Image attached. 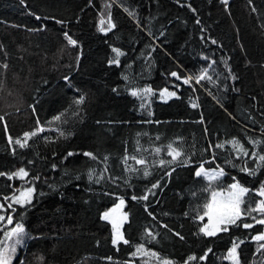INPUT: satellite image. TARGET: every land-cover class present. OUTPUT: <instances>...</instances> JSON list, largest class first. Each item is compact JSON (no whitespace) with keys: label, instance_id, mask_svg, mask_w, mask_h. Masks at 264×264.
<instances>
[{"label":"trees","instance_id":"16d2710c","mask_svg":"<svg viewBox=\"0 0 264 264\" xmlns=\"http://www.w3.org/2000/svg\"><path fill=\"white\" fill-rule=\"evenodd\" d=\"M253 6L256 12L251 11ZM108 13L116 27L103 33L96 23L100 15L107 17ZM261 25L264 0H252L251 4L249 0H228L227 9L221 0H0V63L9 65L6 71L0 69L4 72L0 77L4 79L0 115L6 117L7 124L6 133L5 122H0V171L21 166L29 171L25 181L0 177V203H5L3 196H11L14 189L35 188L31 206H14L15 220L23 223L27 238L13 264H124L129 260L140 264L139 258L129 254L142 242L145 228L159 234L156 242L144 239L146 247L177 264H183L190 254L199 257L208 247L213 252L207 260L197 259L192 264H229L223 256L233 240L244 241L238 249L241 264H264V255L255 252L257 242L250 238L257 229L264 231V226L233 227L230 233L204 238L194 235L201 222L193 220L197 205L207 196L201 191L206 182L194 176L195 168L201 160L209 161L212 151L217 153L216 162L206 165L212 168L224 165L229 156V151H207V146L235 136L251 149L246 137L264 139ZM64 32L78 41L76 46L67 45ZM113 47L123 53L119 65L108 63L115 59ZM205 68L214 82L205 79L197 84L193 79L190 84L183 83V78H194ZM229 70L236 79L229 76ZM172 71L181 79L172 77ZM145 87L153 90L150 96L130 94L131 88ZM163 88L175 91L176 97L161 101ZM79 95L86 100L76 106L74 100ZM142 100L146 101L144 108ZM193 103L197 107L193 108ZM61 113L62 120L53 122L52 117ZM37 120L45 131L33 137L29 147L17 148L13 157L7 136L22 138L23 132L37 126ZM55 127L71 135L61 137L49 130ZM137 141L149 151L175 142L174 146L194 153L193 162L161 167L158 161L153 163L151 155L142 153L153 165L151 175L145 178L141 171L131 175L126 185L124 180L130 174L124 172L121 159L125 149L129 154L135 152ZM84 151L95 153L98 160L84 157ZM68 152L74 155L68 157ZM105 155L109 156L108 171L101 176ZM161 157L171 159L166 148ZM128 163L141 167L132 160ZM89 168L97 169L92 180L88 179ZM225 171L223 187L233 176L253 189L264 180V169L256 177L230 165H225ZM37 174L39 179L32 181ZM156 181L160 186L152 190L154 195L148 194V200L131 199L132 195H144ZM117 197L124 198L123 211L129 214L122 231L130 244L113 247L111 225L102 221L100 214L118 203ZM255 198L254 193L249 196L253 207ZM146 205L152 216L145 211ZM5 210L11 212L6 204ZM12 226L5 222L0 237ZM41 256L44 260L38 261ZM109 256L111 261L106 259Z\"/></svg>","mask_w":264,"mask_h":264},{"label":"snow or ice","instance_id":"6c2138e0","mask_svg":"<svg viewBox=\"0 0 264 264\" xmlns=\"http://www.w3.org/2000/svg\"><path fill=\"white\" fill-rule=\"evenodd\" d=\"M24 0H21L23 3ZM221 2L225 5L226 9L228 6V0H221ZM91 3V0H89ZM249 3H252V0H249ZM106 7H111V5H106ZM191 8V5H189ZM125 11L128 12L129 16H132V11L125 8ZM195 12V9H192ZM252 12H256L257 9L255 6L251 9ZM37 20L42 19L40 16H36ZM43 19H49V17H44ZM52 19H55L52 17ZM57 24H64L62 20H55ZM197 23L199 20L197 19ZM96 27L98 31L107 33L116 27V24L113 22L111 13H108L107 17L103 14L100 15L97 20ZM264 28V25H261ZM42 29H30V31H38ZM151 35V33H149ZM163 35V33H161ZM64 39L67 41V45L76 46L78 41L74 39L68 32L63 33ZM212 44H216V40L211 41ZM2 47V46H0ZM112 52L115 53V59H109V65L117 64L119 65V57L123 55L119 48L113 47ZM151 55V53H149ZM77 61H79V56H77ZM204 59H208L204 57ZM211 63H215L212 61ZM211 66V65H210ZM225 66L228 67L225 62ZM9 65L7 62L0 63V69H4L5 71L8 69ZM208 68L202 69L199 75L193 77H185L183 78L184 84H190L193 79L197 84L201 83L202 80L207 79L210 83L214 82L212 77L208 75ZM172 77H175L177 80H180L181 77L177 74L176 71H172L170 73ZM4 76V72H0V77ZM229 76L232 79H236L234 75H232L231 70H229ZM65 81H68V77H64ZM125 79H128L125 77ZM4 87V79L0 78V89ZM116 91V89H113ZM130 94L133 97H146L152 94V89L145 87L143 89L139 88H131L129 89ZM177 93L175 91H169L167 88H163L160 90V98L164 101L167 99L176 97ZM215 99V97H214ZM86 100L84 95H79L75 100L74 104L76 106L82 105ZM145 102L142 100L141 108L145 107ZM219 103V101H217ZM193 108L197 107L195 103L191 105ZM223 106V105H221ZM31 107V106H30ZM33 113H35V108H33ZM78 112H74L73 115H77ZM63 113L58 114L52 117V121H61L63 118ZM151 115V112H149ZM0 122H5V132L7 133V124L6 117L4 115H0ZM204 119L201 117L200 123H203ZM37 126L31 131H25L22 133V138H15L11 135L7 136V141L10 149V154L15 157L17 148L25 149L29 147V141L33 137H38L40 133L45 131V128L40 126V121L37 120ZM159 123V121H157ZM50 131H56L59 136L66 137L70 136V132H65L64 129L60 127H55L53 129H49ZM205 134L207 135V129H205ZM140 135L139 133L137 134ZM264 136V133H262ZM248 140V144L252 147L251 149L245 147V145L240 141L239 138L233 136L230 139H225L223 141H219L215 144H209L207 146V151H212L213 149H220L229 151V156L225 158L224 165L217 164L215 168H212L210 165L216 162L217 153L212 151V156L209 161L201 160L199 165L194 170V176L197 178H202L206 183L205 186L201 189L202 192L207 193V196L204 202L200 205H197L196 215L193 217L194 221H200L198 224V231L194 233V235L202 236L204 238H216L220 233H230V229L233 227L253 229L254 224L264 226V180L259 182L257 187L249 188L244 185L240 180H238L235 176L232 177V182L227 184L226 187L221 186L222 178L226 176L225 165H230L233 168H238L240 172L246 174L249 177H256L257 173L264 169V139H255L252 137H246ZM47 139V137H45ZM157 140L160 137L156 138ZM182 139V138H177ZM137 147L135 152L129 154L127 149H125V153L121 159V162L124 164V172L130 174L128 178L124 180V183L127 185L129 183V179L131 175H138L141 171L143 172V176L146 178L151 175L149 168L153 166L150 164L149 160L142 153H148L153 157V163L158 161V165L163 167L165 165L168 166H188L191 164L192 156L194 153H187L184 148L174 146L175 142H169L166 146L152 147L151 150L143 148L139 141L136 142ZM226 146H230L226 148ZM166 148V155L171 159L166 160L161 157V152ZM73 152H68L67 156H73ZM83 156L89 158V160L97 161L98 157L95 153L91 151H84ZM235 157V160L233 159ZM108 160L109 156L105 155L103 162L105 167L101 170V176L104 172L108 171ZM129 160L135 162V165L141 166L137 168L128 163ZM235 161H239L237 164ZM254 163L255 167H252L249 162ZM29 164H32L33 161L29 160ZM53 168L56 166L53 165ZM96 168H89L88 170V179L92 180L94 174L96 173ZM172 171H175V168L172 167ZM166 176H170L171 172H165ZM0 177H6L8 181L12 180H20L25 181V178L29 177V171L26 170L25 167H17L14 171H0ZM79 178V177H77ZM39 179V174L31 177L32 181ZM113 179H118L113 177ZM100 180V176L96 177V182L98 183ZM160 186V181H156L151 184V188L147 189L144 195L136 196L132 195L131 199L136 200H148V194L152 193L153 189H157ZM9 188L12 185H8ZM35 192V188L32 186H21L18 189H14L13 194L11 196L4 195L3 200L5 203H0V227H4L5 222L7 225H13L12 227H6L3 231V236L0 237V264H13L14 258L17 257L18 248L23 246V241L27 238V234L25 231V227L23 223L16 221L13 213L17 211L16 207L19 206L21 209H26L31 206L33 201V194ZM254 193L256 197L254 200V207L252 203L249 201V196ZM154 195V193H152ZM193 196L196 195L195 192L192 193ZM118 203L114 204L112 208L107 209L103 213L100 214V219L102 221H107L111 225V244L113 247H118L121 243L124 245H129L130 241L126 239L124 232L122 231L123 225L128 222L129 214L125 211H121L124 207L125 200L122 197H117ZM5 204L7 205V209H11V212L5 210ZM145 211L148 212L149 216H152V213L148 211L147 205L145 206ZM187 216L188 214L185 213ZM155 219V217H152ZM206 219V222L205 221ZM251 220L252 222H247V220ZM161 227L167 228V225H161ZM170 232L172 229H168ZM144 237H142V242L138 243L134 246V251L129 255L133 258H139L140 264H177V262L173 259L162 257L160 253L152 250L151 248L146 247L143 242L144 239H147L148 243L156 242L158 233H153L149 231L147 228L144 229ZM174 235L178 236L180 240H184V236L179 232H175ZM251 240L257 242V247L255 252L264 255V231L256 230L255 235H251ZM244 243L241 240L237 243L235 240L231 243V246L227 248L226 254L223 256V259L228 261L229 264H241V257L238 249L240 248V244ZM213 252L212 247H208L204 250L203 254L197 257L194 254H190L186 259L183 260V264H192V262L196 261H206L209 254ZM255 255V253H254ZM38 261H43L44 257H37ZM109 261L112 260V257H106ZM21 264L23 262L21 261ZM124 264H134L133 260L125 261Z\"/></svg>","mask_w":264,"mask_h":264},{"label":"rangeland","instance_id":"374dc122","mask_svg":"<svg viewBox=\"0 0 264 264\" xmlns=\"http://www.w3.org/2000/svg\"><path fill=\"white\" fill-rule=\"evenodd\" d=\"M172 98H173V97H172ZM159 99H160L161 101H164V100H162V99L160 98V92H159ZM169 99H171V98H169ZM169 99H167V100H169ZM121 211H123V209H122Z\"/></svg>","mask_w":264,"mask_h":264}]
</instances>
